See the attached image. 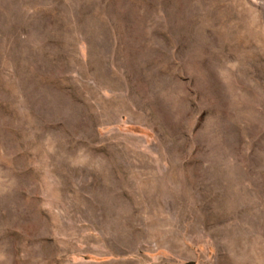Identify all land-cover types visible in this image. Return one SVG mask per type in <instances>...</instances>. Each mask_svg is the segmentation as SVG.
Wrapping results in <instances>:
<instances>
[{
	"label": "rangeland",
	"instance_id": "rangeland-1",
	"mask_svg": "<svg viewBox=\"0 0 264 264\" xmlns=\"http://www.w3.org/2000/svg\"><path fill=\"white\" fill-rule=\"evenodd\" d=\"M0 264H264V0H0Z\"/></svg>",
	"mask_w": 264,
	"mask_h": 264
}]
</instances>
